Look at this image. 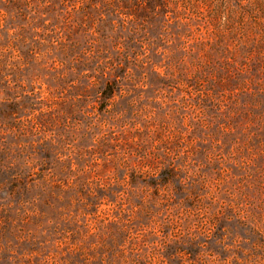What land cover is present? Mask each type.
Returning <instances> with one entry per match:
<instances>
[{"label": "rangeland", "instance_id": "1", "mask_svg": "<svg viewBox=\"0 0 264 264\" xmlns=\"http://www.w3.org/2000/svg\"><path fill=\"white\" fill-rule=\"evenodd\" d=\"M0 0V264H264V0Z\"/></svg>", "mask_w": 264, "mask_h": 264}, {"label": "trees", "instance_id": "2", "mask_svg": "<svg viewBox=\"0 0 264 264\" xmlns=\"http://www.w3.org/2000/svg\"><path fill=\"white\" fill-rule=\"evenodd\" d=\"M209 1V0H208ZM223 1H225V0H211L210 2H215V3H217V4H219L220 2H223ZM221 4V3H220Z\"/></svg>", "mask_w": 264, "mask_h": 264}]
</instances>
